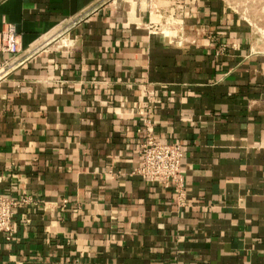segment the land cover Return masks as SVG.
I'll return each mask as SVG.
<instances>
[{
  "label": "crops",
  "instance_id": "1",
  "mask_svg": "<svg viewBox=\"0 0 264 264\" xmlns=\"http://www.w3.org/2000/svg\"><path fill=\"white\" fill-rule=\"evenodd\" d=\"M172 1L189 42L118 0H0V194L30 197L0 264H264V47L226 0ZM148 133L182 204L135 173Z\"/></svg>",
  "mask_w": 264,
  "mask_h": 264
},
{
  "label": "built area",
  "instance_id": "2",
  "mask_svg": "<svg viewBox=\"0 0 264 264\" xmlns=\"http://www.w3.org/2000/svg\"><path fill=\"white\" fill-rule=\"evenodd\" d=\"M4 34L0 50L9 54L19 53L20 45L15 26L8 24ZM12 67L8 61L0 62V80L8 74ZM182 162L183 152L180 144L159 141L148 133L141 146V161L135 173L165 186L174 184L178 199L182 204L185 198ZM29 199V196L13 198L0 194V233L6 234L8 239H11L15 233L14 215L17 208L26 204ZM67 202L68 200H64V206Z\"/></svg>",
  "mask_w": 264,
  "mask_h": 264
},
{
  "label": "rangeland",
  "instance_id": "3",
  "mask_svg": "<svg viewBox=\"0 0 264 264\" xmlns=\"http://www.w3.org/2000/svg\"><path fill=\"white\" fill-rule=\"evenodd\" d=\"M121 3L122 10L126 11L132 7V12L138 10H147V14L153 17L152 30L158 33L168 31V33L175 34L180 42H189L188 32L190 31L185 17L180 10H174L171 6L172 0H118ZM227 4L231 6L243 18L251 22L255 31V45L264 47V0H226ZM182 3L181 1L179 2ZM145 6V7H144ZM173 9V10H172ZM151 14V15H150ZM262 29V30H260ZM68 29L57 32L55 38L49 40V47H59L63 45L62 39L66 36Z\"/></svg>",
  "mask_w": 264,
  "mask_h": 264
},
{
  "label": "bare ground",
  "instance_id": "4",
  "mask_svg": "<svg viewBox=\"0 0 264 264\" xmlns=\"http://www.w3.org/2000/svg\"><path fill=\"white\" fill-rule=\"evenodd\" d=\"M131 1H133V0H131ZM66 42V41H65Z\"/></svg>",
  "mask_w": 264,
  "mask_h": 264
}]
</instances>
